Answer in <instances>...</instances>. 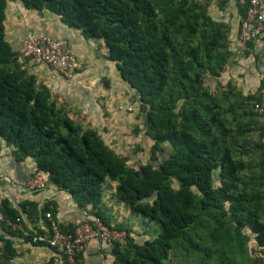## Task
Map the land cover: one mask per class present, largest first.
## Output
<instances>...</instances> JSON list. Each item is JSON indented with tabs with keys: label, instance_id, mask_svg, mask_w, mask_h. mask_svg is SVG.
I'll return each instance as SVG.
<instances>
[{
	"label": "trees",
	"instance_id": "1",
	"mask_svg": "<svg viewBox=\"0 0 264 264\" xmlns=\"http://www.w3.org/2000/svg\"><path fill=\"white\" fill-rule=\"evenodd\" d=\"M7 1L0 0V138L15 159L32 158L36 174L89 206L88 219L125 231L124 243L110 245L113 264H264V118L252 110L264 98V82L242 91L231 80L230 26L210 16L209 0H14L103 43V57L131 88L152 141L144 160L132 163L27 72V57L5 38ZM247 8L239 5V28ZM254 42L244 43V58H257ZM108 180L132 214L159 223L157 236L139 240L129 224L113 223L103 205ZM41 212L55 218L48 204ZM48 229L47 221L46 230L23 237L31 242ZM0 240L13 258V242Z\"/></svg>",
	"mask_w": 264,
	"mask_h": 264
},
{
	"label": "crops",
	"instance_id": "2",
	"mask_svg": "<svg viewBox=\"0 0 264 264\" xmlns=\"http://www.w3.org/2000/svg\"><path fill=\"white\" fill-rule=\"evenodd\" d=\"M239 5H242L240 0H209L208 12L214 20L230 26L229 47L234 52L231 78L236 77L243 85L252 83L258 86L261 81L264 82V40L261 38L254 42L256 59L253 54L246 58L242 56L244 44L239 40ZM28 32H45L63 40L68 50L74 53L78 67L71 76L66 77L46 64L24 57L27 72L33 74L38 83L45 84L58 103L65 104L72 119L95 129L111 149L133 157L131 163L141 158L144 160L148 152V139L143 135V116L138 114L133 92L120 78L115 63L103 57V43L85 38L49 11L39 13L25 8L19 1H7L4 34L10 46L18 50ZM128 105L133 107L132 111L126 110ZM135 127L140 129L136 135L133 133ZM137 145L140 150L136 148ZM34 175V160L15 159L11 148L0 138V203L5 202L18 212L25 225L23 235H20L12 234L7 225L0 223V238L10 239L16 251L13 258H6L0 240V264H50L54 250L44 244H33L23 237L30 231L46 230L47 219L41 212L44 205L48 204L55 210V218L65 228L76 226L89 216V206L79 207L67 191L53 184L45 181L43 189L29 188ZM106 183L109 185L110 199L115 200L119 208L106 206L103 194L104 208L111 214L113 223L128 224L120 209L124 208L126 213L130 210L113 196L115 182ZM34 205L37 216L33 214ZM132 228L136 230L135 226ZM113 259L111 246L94 239L80 253L77 264H113Z\"/></svg>",
	"mask_w": 264,
	"mask_h": 264
},
{
	"label": "built area",
	"instance_id": "3",
	"mask_svg": "<svg viewBox=\"0 0 264 264\" xmlns=\"http://www.w3.org/2000/svg\"><path fill=\"white\" fill-rule=\"evenodd\" d=\"M241 4L248 3L246 17L239 28V40L244 44L248 40H264V0H240ZM19 51L23 57L32 59L36 63L46 64L54 68L63 76H71L78 67L76 57L69 51L66 43L48 33H26ZM126 110L132 111V106H126ZM254 113L264 118V99L252 103ZM31 189H43L44 178L36 174L29 182ZM49 223L47 234L33 235L31 242H42L54 250L51 258L52 264H77L80 253L91 240H98L107 245L113 241L124 243L126 233L123 230L109 228L99 218L86 219L78 223L73 232H62L56 220L50 212L45 213ZM0 223H4L14 231H23L21 219L14 220L4 216L0 205Z\"/></svg>",
	"mask_w": 264,
	"mask_h": 264
},
{
	"label": "rangeland",
	"instance_id": "4",
	"mask_svg": "<svg viewBox=\"0 0 264 264\" xmlns=\"http://www.w3.org/2000/svg\"><path fill=\"white\" fill-rule=\"evenodd\" d=\"M258 79V77H257ZM231 80L237 85V87L240 88V90L244 91H254L255 89H257L258 86H256V84H252L249 83L247 85H243L241 83V81H237L236 77L231 78ZM152 144V141L150 139L147 140V149L150 148V145ZM109 182H111L110 180H108ZM109 185L108 183L104 184V201H105V205L107 206H112L114 208L118 207L119 208V204H117L116 202H114L113 200L110 199V191H109ZM107 198V199H106ZM120 212L123 216H125L126 219V223H128L130 226H135L136 230L135 233L138 237L139 240H143L144 237L146 239L149 238H154L155 236H157L160 232V225L158 222L155 221H150L145 217H141L135 214H132L131 212L126 213L124 208L120 209ZM144 232H146V235L144 236ZM249 248L252 249L253 254H258L256 251V246L255 244L250 240L249 241ZM263 259H264V255H262Z\"/></svg>",
	"mask_w": 264,
	"mask_h": 264
}]
</instances>
